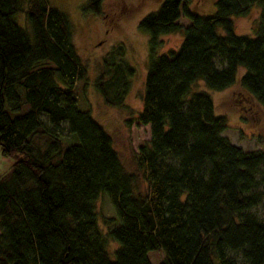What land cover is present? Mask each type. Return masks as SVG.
Listing matches in <instances>:
<instances>
[{
	"label": "trees",
	"instance_id": "16d2710c",
	"mask_svg": "<svg viewBox=\"0 0 264 264\" xmlns=\"http://www.w3.org/2000/svg\"><path fill=\"white\" fill-rule=\"evenodd\" d=\"M189 3L162 0L138 23L148 33L141 193L108 131L78 107L88 75L67 14L46 0H0V153L13 159L0 174V264H152L154 249L157 264H264V214L253 210L264 202V151L224 135L226 115L196 86L227 88L243 66L239 85L264 112V0H215L210 14ZM103 5L82 9L102 15ZM254 5L253 33H236L233 16ZM172 32L178 46L158 51ZM133 69L120 44L101 57L93 86L105 103H123ZM103 192L117 224L98 219Z\"/></svg>",
	"mask_w": 264,
	"mask_h": 264
},
{
	"label": "rangeland",
	"instance_id": "374dc122",
	"mask_svg": "<svg viewBox=\"0 0 264 264\" xmlns=\"http://www.w3.org/2000/svg\"><path fill=\"white\" fill-rule=\"evenodd\" d=\"M46 1L67 14L72 26L74 44L87 68L88 86L86 90L77 94L78 107L87 106L92 116L108 131L121 163L138 176L136 190L145 193L147 180L136 163V157L138 147L147 143L149 138L148 125L137 121L148 55V33L140 28L138 23L149 11L155 10L162 0H104L102 15L84 11L82 5L85 0ZM214 2L215 0H190L189 4L190 8L198 13L210 14L215 10ZM257 14L258 7L254 5L247 15L233 16L235 32L252 34V21ZM19 24L22 25L23 21ZM180 38L179 32L162 35L158 51H165L170 47L176 48ZM118 44L122 47L123 58L134 69L129 78V89L123 103L110 105L104 102L101 94L94 88L93 79L101 57L112 46ZM243 72L244 67L238 66L235 82L221 90L206 87L202 80H199L196 86L210 94L216 113L226 115L227 125L222 131L224 135L244 149L264 151L263 108L240 87L239 77ZM81 94H84L85 103L80 101ZM42 139L38 140L40 144ZM12 162V157L0 153V174L6 172ZM96 210L100 222L103 214L114 217V222L117 224L115 208L106 193H101L97 198ZM253 210L258 214H264V202ZM148 257L152 264H157L163 258V251L151 250L148 252Z\"/></svg>",
	"mask_w": 264,
	"mask_h": 264
}]
</instances>
